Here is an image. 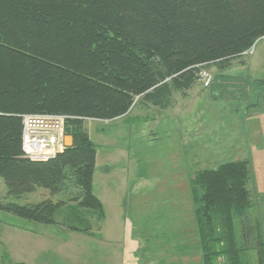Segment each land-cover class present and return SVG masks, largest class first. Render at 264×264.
<instances>
[{
    "label": "trees",
    "instance_id": "trees-1",
    "mask_svg": "<svg viewBox=\"0 0 264 264\" xmlns=\"http://www.w3.org/2000/svg\"><path fill=\"white\" fill-rule=\"evenodd\" d=\"M263 37L264 0H0V178L8 196L44 189L56 197L74 185L78 205L69 203L72 214L60 224L96 237L82 219L84 210L104 218L94 192L97 148L85 122L115 121L136 105L169 109L204 70L229 69ZM26 115L67 117L73 146L48 161L26 158ZM250 178L245 160L191 180L204 264H264ZM66 204L0 200V211L52 226Z\"/></svg>",
    "mask_w": 264,
    "mask_h": 264
},
{
    "label": "rangeland",
    "instance_id": "rangeland-1",
    "mask_svg": "<svg viewBox=\"0 0 264 264\" xmlns=\"http://www.w3.org/2000/svg\"><path fill=\"white\" fill-rule=\"evenodd\" d=\"M249 54L224 71L215 66L204 70L186 94H175L169 109L136 105L124 119L85 123L97 148L94 189L106 203L104 231L113 238V245L125 250V264L146 262L144 250L158 251L162 245L172 246L179 254L187 250V261L204 264L191 180L198 172L229 162L250 164L251 214L264 234V37ZM75 191L70 185L66 193L51 197L38 189L15 199L8 196L0 178L4 203L67 201L57 212L58 224L52 226L0 211V264H98L97 212H82V219L96 228L95 239L76 236L60 224L72 214L69 203L78 205L72 201ZM171 232L184 233L186 246L176 249V238L167 236ZM80 238L85 241L78 247L75 242ZM73 249L76 254L71 256L67 252Z\"/></svg>",
    "mask_w": 264,
    "mask_h": 264
},
{
    "label": "crops",
    "instance_id": "crops-1",
    "mask_svg": "<svg viewBox=\"0 0 264 264\" xmlns=\"http://www.w3.org/2000/svg\"><path fill=\"white\" fill-rule=\"evenodd\" d=\"M149 108H151V107H149ZM149 108H146V109H149ZM124 118H126V117H124ZM124 118H121V119H124ZM121 119H118V120H121ZM84 127H85V125H84ZM67 137L68 136L66 135L65 140H64L65 145H66ZM96 166H97V160H96ZM94 192H95V189H94ZM95 194H96V192H95ZM97 197L101 201L103 208H104V218L102 219V221H99V230H98L99 238H98V243H97V247H98V249H97V256H98L97 262H98V264H125V262H124L125 250H123L122 247L119 246L118 244L113 245L112 241H110L113 238L111 236H107V234L104 231L103 225L106 221V216H107L106 203L103 201V199L100 196L97 195ZM121 211H123V210L122 209L117 210V212H119V213ZM168 231L169 230H167V232ZM68 232L72 233L76 236H78V235H81L83 237L86 236V235H83L81 233L72 232L69 230H68ZM158 232L162 233L163 230L158 231ZM151 233H153V232L151 231ZM158 235H160V234H158ZM169 235L174 236L176 238L177 245L174 246L176 249H181V248L186 246L187 243L185 240V236H184L185 234L184 233L174 234L171 232V234H167V236H169ZM88 237H90V236H88ZM93 238L95 239V237H93ZM69 240L71 241V238ZM77 240H78V242H75V244L77 243L78 247L81 246L82 241H85V239H81V238L77 239ZM88 244L90 247L92 246L89 243V241H88ZM91 248H93V246ZM75 250L76 249H73L67 253L70 254L71 256H73V253H75ZM171 250H173V248L170 245H166V246L162 245L161 250H158V251L157 250L155 251V249H153L151 247L148 249L146 248L144 250V252L147 253L145 255L146 259L144 260L146 262H143L142 264H191V263H193V261H190V258H189V261H187V259H188V257L186 256L187 250L182 254H179L177 251H174V250L172 252ZM74 260L79 261L80 259L76 258ZM18 264H25V263H18ZM130 264H138V263L136 262V263H130Z\"/></svg>",
    "mask_w": 264,
    "mask_h": 264
},
{
    "label": "built area",
    "instance_id": "built-area-1",
    "mask_svg": "<svg viewBox=\"0 0 264 264\" xmlns=\"http://www.w3.org/2000/svg\"><path fill=\"white\" fill-rule=\"evenodd\" d=\"M63 115H26L23 120V153L32 161H48L64 151Z\"/></svg>",
    "mask_w": 264,
    "mask_h": 264
},
{
    "label": "bare ground",
    "instance_id": "bare-ground-1",
    "mask_svg": "<svg viewBox=\"0 0 264 264\" xmlns=\"http://www.w3.org/2000/svg\"><path fill=\"white\" fill-rule=\"evenodd\" d=\"M257 42H258V41H257ZM257 42H256V44H257ZM256 44H255V45H256ZM255 45H254L250 50L245 51L244 53H242L241 58L244 57V56H246V55H248L249 53H250V54L253 53ZM250 54H249V55H250ZM138 99H139V98H137L136 101H137ZM23 120H24V118H23ZM22 150H23V143H22Z\"/></svg>",
    "mask_w": 264,
    "mask_h": 264
},
{
    "label": "water",
    "instance_id": "water-1",
    "mask_svg": "<svg viewBox=\"0 0 264 264\" xmlns=\"http://www.w3.org/2000/svg\"><path fill=\"white\" fill-rule=\"evenodd\" d=\"M67 139H68V142H69L70 144H66V145H65L66 148L72 147L73 144H74V139H73V137H72V136H69V137H67Z\"/></svg>",
    "mask_w": 264,
    "mask_h": 264
}]
</instances>
